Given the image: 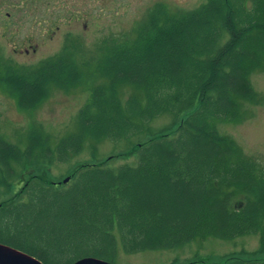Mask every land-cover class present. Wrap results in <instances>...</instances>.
<instances>
[{
  "label": "trees",
  "instance_id": "16d2710c",
  "mask_svg": "<svg viewBox=\"0 0 264 264\" xmlns=\"http://www.w3.org/2000/svg\"><path fill=\"white\" fill-rule=\"evenodd\" d=\"M263 47L264 0H206L187 11L156 4L132 39L102 44L95 60L65 50L19 69L0 58V89L19 108L51 87L89 91L54 139L35 123L22 141L0 133L2 186L26 163L80 164L66 183L32 177L23 199L0 201V242L44 264L114 263L118 246L134 253L256 235L255 249L198 264H264V158L219 130L239 119L245 94L260 99L248 76L264 66ZM105 142L135 159L103 163L113 158L99 156Z\"/></svg>",
  "mask_w": 264,
  "mask_h": 264
},
{
  "label": "rangeland",
  "instance_id": "374dc122",
  "mask_svg": "<svg viewBox=\"0 0 264 264\" xmlns=\"http://www.w3.org/2000/svg\"><path fill=\"white\" fill-rule=\"evenodd\" d=\"M7 1L9 5L6 7L9 8L10 14L6 15L4 6L0 12V58L8 59L2 62L10 61L19 69H28L40 65L48 58L57 57L65 50L71 52L74 50L72 55L74 58L95 60L99 56L102 44L132 39L156 4L164 5L169 10L187 11L198 7L206 0ZM5 24L8 29L4 28ZM256 41L253 40L250 45L247 43L245 46H251L252 51ZM262 49L264 50V47ZM263 50L254 51L258 53L257 57L260 59ZM252 61L257 65L259 63ZM253 69L248 76L249 84L258 92L260 99L251 103L248 94H245L246 99L240 102L242 107H239V119L221 123L219 130L231 136L245 155L264 158V66L259 68L255 66ZM88 92L83 86L66 89L51 87L46 95L36 96L34 105L31 106L30 100L29 106L19 108L15 99L0 89V133L12 142H17L18 139L22 141L28 125L35 123L41 125L44 134L54 139L72 127L78 109L88 98ZM167 120V117L155 120L153 126H160ZM113 146L111 142L100 144L99 156L104 158L113 154V158L104 160L103 163L118 164L135 159L134 155L124 152L123 149L113 151ZM78 157L88 159V154L83 153ZM79 167L80 164L70 168V164L67 163H41L40 166L26 163L12 183L0 185V201L10 203L23 199L24 186L32 177L44 182H63L64 178L75 173ZM242 204V198L232 199V206L240 207ZM171 213L173 212L169 211L168 214ZM256 247V235H246L232 240L207 238L169 249L134 253H127L118 246L114 263L187 264L190 261L195 264L200 261L213 263L222 260L221 257L225 255L232 254L231 252L242 248L253 250Z\"/></svg>",
  "mask_w": 264,
  "mask_h": 264
},
{
  "label": "water",
  "instance_id": "95a60500",
  "mask_svg": "<svg viewBox=\"0 0 264 264\" xmlns=\"http://www.w3.org/2000/svg\"><path fill=\"white\" fill-rule=\"evenodd\" d=\"M69 177L63 179L67 182ZM0 264H44L35 256L0 242ZM72 264H115L95 257H82Z\"/></svg>",
  "mask_w": 264,
  "mask_h": 264
},
{
  "label": "flooded vegetation",
  "instance_id": "af4514ba",
  "mask_svg": "<svg viewBox=\"0 0 264 264\" xmlns=\"http://www.w3.org/2000/svg\"><path fill=\"white\" fill-rule=\"evenodd\" d=\"M9 5V3H8V1L7 0H0V12L1 11H3V9L6 7V6H8ZM2 6H4V8L2 9ZM6 9V15H9L10 14V12H9V8H5ZM4 28L5 29H8V26H7V24H5V26H4ZM24 49H27V48H24Z\"/></svg>",
  "mask_w": 264,
  "mask_h": 264
}]
</instances>
